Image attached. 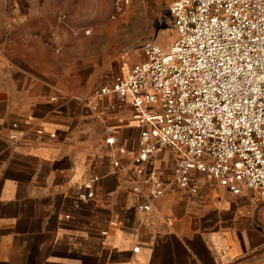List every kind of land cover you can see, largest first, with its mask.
Returning <instances> with one entry per match:
<instances>
[{"label":"crops","instance_id":"obj_1","mask_svg":"<svg viewBox=\"0 0 264 264\" xmlns=\"http://www.w3.org/2000/svg\"><path fill=\"white\" fill-rule=\"evenodd\" d=\"M52 23L49 0H0V264H264V199L198 172L179 187L168 147L151 198L130 97L92 100L117 75L82 40L55 55Z\"/></svg>","mask_w":264,"mask_h":264},{"label":"built area","instance_id":"obj_2","mask_svg":"<svg viewBox=\"0 0 264 264\" xmlns=\"http://www.w3.org/2000/svg\"><path fill=\"white\" fill-rule=\"evenodd\" d=\"M113 3L119 14L129 0ZM168 14L173 44L143 43L145 60L122 68L92 100L130 97L134 120L144 126L134 163L152 184L151 198L162 195V183L146 167L168 147L179 187L188 189L198 172L234 195L246 188L264 199V0H171ZM89 180L83 188L91 199L98 179Z\"/></svg>","mask_w":264,"mask_h":264},{"label":"rangeland","instance_id":"obj_3","mask_svg":"<svg viewBox=\"0 0 264 264\" xmlns=\"http://www.w3.org/2000/svg\"><path fill=\"white\" fill-rule=\"evenodd\" d=\"M49 2L54 54L60 56L73 49V41L82 40L86 55L100 54L102 71L110 62L104 76L120 75L122 68L126 71L124 60L129 56L145 60L140 46L146 41L167 49L176 37L168 14L171 0H129L119 14H115L113 0Z\"/></svg>","mask_w":264,"mask_h":264}]
</instances>
